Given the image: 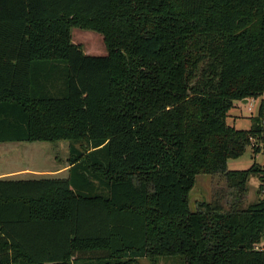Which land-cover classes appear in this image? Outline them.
Returning a JSON list of instances; mask_svg holds the SVG:
<instances>
[{"label":"trees","instance_id":"16d2710c","mask_svg":"<svg viewBox=\"0 0 264 264\" xmlns=\"http://www.w3.org/2000/svg\"><path fill=\"white\" fill-rule=\"evenodd\" d=\"M261 97L264 0H0V143H70L67 178L0 181V264H264V199L243 205L264 167H227L264 98L249 130L229 112ZM198 175L229 190L192 212Z\"/></svg>","mask_w":264,"mask_h":264},{"label":"rangeland","instance_id":"374dc122","mask_svg":"<svg viewBox=\"0 0 264 264\" xmlns=\"http://www.w3.org/2000/svg\"><path fill=\"white\" fill-rule=\"evenodd\" d=\"M72 42L81 46L83 52L87 55L92 56H104L108 53V46L105 42L104 35L92 28L87 27H75L71 29ZM256 102H251L244 104L243 101H237L234 103V107L230 110L227 122L230 126L238 130H249L253 128L255 122L254 118L257 116L258 106L260 105V99H256ZM251 103L254 104L253 110L251 111ZM263 138L257 140L253 139L252 145L247 148V151L243 156L238 159L228 161V170H245L250 168L254 163L260 167H264V131L260 134ZM256 139V140H255ZM26 150L24 153V161L29 163L30 166L34 165L36 168L37 178L50 176L53 172L58 171L69 165L70 156V143L68 141H59L55 143L49 142H34V143H19ZM14 143H4L0 146H5L6 148H11ZM80 150L84 148L80 145H76ZM259 148V151H257ZM257 149V150H256ZM18 155V154H16ZM13 159H6L7 163H3L0 166L1 169L11 170L18 162L16 156ZM29 159V161L26 160ZM7 164V165H6ZM264 184L260 181L258 177H253L249 182V194L243 204L245 208L249 205L257 203L264 199V191L260 190V185ZM215 187L223 189H228L227 183L224 177L217 176L213 177L210 175H198L196 177V183L194 188L191 190L188 201L190 210L196 212L198 209H203L204 204H210L212 201V190ZM229 190V189H228ZM225 192V190H224ZM230 192V191H229ZM221 204L226 210L229 209L230 201L233 200L232 194H222L219 197ZM201 205V207H200ZM255 250L264 249V241L259 244L254 245ZM119 264H184L183 260L177 257L169 258H157L154 261L148 258L140 259H122Z\"/></svg>","mask_w":264,"mask_h":264},{"label":"crops","instance_id":"0c3cea01","mask_svg":"<svg viewBox=\"0 0 264 264\" xmlns=\"http://www.w3.org/2000/svg\"><path fill=\"white\" fill-rule=\"evenodd\" d=\"M14 143L11 148H6L5 146H0V166H2L3 163L11 164L8 161V159L18 156L17 160L18 162H15L14 164H17L14 169L8 170V169H1L0 168V181H35L37 179H43V178H67L68 177V170L69 165L59 169L56 172H53V174H50V176L46 177H40L37 178L36 168L34 165L30 166L29 163H26L24 161V153L27 149H25L21 144L19 143H29V142H11ZM4 144V143H0ZM7 159V161H6ZM27 161H29L28 158H26ZM6 164V165H7Z\"/></svg>","mask_w":264,"mask_h":264},{"label":"built area","instance_id":"2783aa9c","mask_svg":"<svg viewBox=\"0 0 264 264\" xmlns=\"http://www.w3.org/2000/svg\"><path fill=\"white\" fill-rule=\"evenodd\" d=\"M262 98V97H261ZM261 98H258V99H260L261 100ZM264 98V97H263ZM262 98V99H263ZM251 100H252V102H256L257 100L256 99H248V103H249V101L251 102ZM261 102V101H260ZM260 105H261V103H260ZM260 105L258 106V110H257V113H258V111H259V108H260ZM253 107H254V104L253 103H251V111L253 110ZM264 124V123H263Z\"/></svg>","mask_w":264,"mask_h":264},{"label":"water","instance_id":"95a60500","mask_svg":"<svg viewBox=\"0 0 264 264\" xmlns=\"http://www.w3.org/2000/svg\"><path fill=\"white\" fill-rule=\"evenodd\" d=\"M243 103H244V104H247V103H248V100H247V99H246V100H244V101H243Z\"/></svg>","mask_w":264,"mask_h":264}]
</instances>
